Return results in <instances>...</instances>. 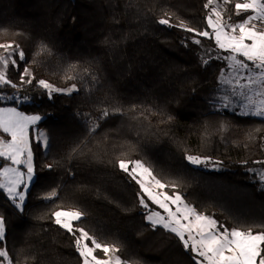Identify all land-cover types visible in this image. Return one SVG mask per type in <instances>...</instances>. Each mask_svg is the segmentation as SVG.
<instances>
[{"label":"trees","instance_id":"trees-1","mask_svg":"<svg viewBox=\"0 0 264 264\" xmlns=\"http://www.w3.org/2000/svg\"><path fill=\"white\" fill-rule=\"evenodd\" d=\"M206 3L0 0V43L15 42L25 53V60L17 57L18 68L9 66L8 77L20 85L30 67L36 78L0 87V97H7L0 106L39 114L38 127L48 134L45 147L30 131L36 179L24 208L0 189L6 228L0 246L14 264H82L74 237L51 216L58 206L84 211L77 226L114 243L124 260L197 264L174 233L147 220L140 197L156 206L119 167L121 159L143 161L162 182L178 185L175 190L198 211L229 228L264 223L258 175L264 170V118L218 107L227 62L216 57L228 53L216 49L214 38L196 37L197 45L193 33L174 26L183 20L207 29ZM226 7L225 20L228 14L233 22L243 18L234 15L233 4ZM169 16L173 26L158 23ZM41 43L51 52L35 56ZM208 49L212 59L203 63ZM39 79L60 88L75 83L78 91L49 97ZM105 109L109 115L102 117ZM188 155L211 159L192 164ZM9 162L0 158V166ZM53 189L58 196L45 199Z\"/></svg>","mask_w":264,"mask_h":264},{"label":"snow or ice","instance_id":"snow-or-ice-1","mask_svg":"<svg viewBox=\"0 0 264 264\" xmlns=\"http://www.w3.org/2000/svg\"><path fill=\"white\" fill-rule=\"evenodd\" d=\"M229 4L234 5V15L243 16L238 22L232 21V14H228L225 20L226 6ZM205 7H210L206 17L207 29L189 27L183 20H179L174 26L193 33V43L197 45L201 44V40L196 37L214 38L216 49L228 53L216 57L227 62V68L222 70L220 75V83L226 86L225 94L220 97L222 105L228 107L236 104L244 114L264 117V0H223L222 4L218 0H207ZM158 23L173 26L170 16L160 18ZM0 49L3 50L0 51V87L8 85L16 88L22 87L23 84H32L36 78L30 67H25L20 74V85L13 83L8 77L7 70L10 65L19 67L17 57L20 61L25 60V53L20 45L15 42L0 43ZM211 51L212 49L206 50V58H202L203 63L212 59ZM50 52L48 46L41 43L35 56ZM36 62L34 57L32 63ZM69 67L72 70L76 68L75 65ZM84 71L87 73L88 70ZM65 79L75 80L77 76L66 74ZM37 83L47 91L49 97L53 93L71 94L78 91L75 83L68 88L57 87L45 79H39ZM108 115L106 109L101 113L102 117ZM41 119L39 114H27L17 107H0V131L10 137L5 139L0 136V158L11 161V164L0 166V189H3L13 202L18 201L17 206L21 210L27 185L34 176L33 137L30 135V129ZM98 126V123L94 125ZM251 138L250 136L249 139ZM35 140L45 147L48 145V136L44 132H40ZM186 159L192 164H205L211 158L188 155ZM118 164L136 180L147 199L163 210V213L150 212L147 220L154 228L161 226L174 233L184 248L195 254L197 264H264V223L229 228L212 215L198 211L194 205L185 201L181 192L175 190L178 185L162 182L143 161L121 159ZM20 165L26 166V171L21 170ZM46 167L51 168L53 165ZM260 178L264 180V171L261 172ZM21 185L25 186L23 190ZM166 188L173 189L172 195L167 191H160ZM57 196V190L53 189L46 194L45 199L51 200ZM140 203L145 208L149 207L144 196L140 197ZM86 215L77 207L63 206H58V210L51 213L54 223L74 237V247L82 259V264H138L122 259L118 254L120 248L114 243L100 240L91 234V230L77 226ZM5 231V218L0 215V239L4 238ZM98 251L102 255H97ZM0 258H3L0 259V264H5V261L6 264H14V259L6 248H0ZM15 264H19V261Z\"/></svg>","mask_w":264,"mask_h":264},{"label":"rangeland","instance_id":"rangeland-1","mask_svg":"<svg viewBox=\"0 0 264 264\" xmlns=\"http://www.w3.org/2000/svg\"><path fill=\"white\" fill-rule=\"evenodd\" d=\"M218 2L219 3H223V1L222 0H218ZM211 7V6H210ZM227 68V67H226ZM225 68V69H226ZM220 88H221V91H220V96H219V102H218V107L220 108V109H226V110H230V111H236V112H238V113H241V114H244L243 113V111L240 109V107L238 106V105H236V104H233V105H231V106H228V107H224L223 105H222V102H221V100H220V97L221 96H223L224 94H225V89H226V86H224V85H220ZM235 99V98H234ZM0 107H12V106H0ZM20 110V109H19ZM21 111V110H20ZM26 113V112H25ZM27 114H36V113H27ZM245 115H253V114H245ZM253 116H256V115H253ZM256 117H260V118H264V117H261V116H256ZM39 123V122H38ZM38 123H37V125L36 126H34V132H33V134H34V136L36 137L40 132H44V133H46V131L44 130V129H42V128H39L38 127ZM32 129H30V131H31ZM47 134V133H46ZM30 135H31V132H30ZM0 136H3L5 139H9L10 137H8V135L7 134H4V133H2V134H0ZM47 136H48V134H47ZM44 146V145H43ZM33 151V150H32ZM135 161V160H134ZM7 164H11V161L9 162V163H7ZM33 164H34V153H33ZM6 165V164H5ZM4 166V165H3ZM20 168H21V170H24V171H26V166H24V165H20L19 166ZM262 171H264V170H258V175H259V178H260V174H261V172ZM35 179H36V174H35V169H34V176H33V180L27 185V193H26V196H25V200H24V203H23V207H22V209L24 208V206H25V204H26V201H27V196H28V192H29V190H30V188H31V186H32V184H33V182L35 181ZM261 179V178H260ZM262 180V179H261ZM263 182H264V180H262ZM24 185H21V190H23L24 189ZM160 191H166L165 189H163V190H160ZM169 195H172V194H170V193H168ZM186 201V200H185ZM148 204H149V207L148 208H145V212H146V217L150 214V212H152V211H160V212H162L163 213V210L162 209H160L159 208V206L158 205H155L154 203V205L156 206L155 208H152L151 207V205H150V203L148 202V201H146ZM16 206H17V204H18V201L17 202H13ZM18 207V206H17ZM19 209H21L20 207H18ZM0 248H2L1 246H0ZM97 255H102V253H100L99 251L97 252ZM0 259H3V258H0ZM5 264H6V261H5Z\"/></svg>","mask_w":264,"mask_h":264},{"label":"crops","instance_id":"crops-1","mask_svg":"<svg viewBox=\"0 0 264 264\" xmlns=\"http://www.w3.org/2000/svg\"><path fill=\"white\" fill-rule=\"evenodd\" d=\"M1 240V239H0Z\"/></svg>","mask_w":264,"mask_h":264}]
</instances>
